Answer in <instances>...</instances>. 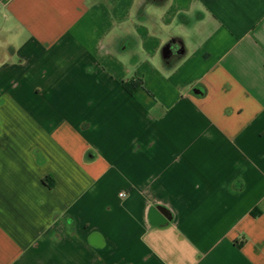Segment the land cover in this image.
I'll list each match as a JSON object with an SVG mask.
<instances>
[{
    "label": "crops",
    "instance_id": "1",
    "mask_svg": "<svg viewBox=\"0 0 264 264\" xmlns=\"http://www.w3.org/2000/svg\"><path fill=\"white\" fill-rule=\"evenodd\" d=\"M0 264H264V0H0Z\"/></svg>",
    "mask_w": 264,
    "mask_h": 264
},
{
    "label": "water",
    "instance_id": "2",
    "mask_svg": "<svg viewBox=\"0 0 264 264\" xmlns=\"http://www.w3.org/2000/svg\"><path fill=\"white\" fill-rule=\"evenodd\" d=\"M173 51L170 45L163 50L164 59L168 60L171 58ZM148 219L153 227L167 226L174 221V216L171 214L169 209L161 205H152L149 209Z\"/></svg>",
    "mask_w": 264,
    "mask_h": 264
},
{
    "label": "trees",
    "instance_id": "3",
    "mask_svg": "<svg viewBox=\"0 0 264 264\" xmlns=\"http://www.w3.org/2000/svg\"><path fill=\"white\" fill-rule=\"evenodd\" d=\"M123 87L125 88V90L131 94V95H134L135 92L142 88L143 87V84L140 83L139 81H136L134 79H131V80H128V81H125L122 83ZM47 179H50V178H47ZM52 185V184H51Z\"/></svg>",
    "mask_w": 264,
    "mask_h": 264
},
{
    "label": "built area",
    "instance_id": "4",
    "mask_svg": "<svg viewBox=\"0 0 264 264\" xmlns=\"http://www.w3.org/2000/svg\"><path fill=\"white\" fill-rule=\"evenodd\" d=\"M5 1L10 2V1H12V0H5ZM120 196H121V197H125V194L123 193V194H121Z\"/></svg>",
    "mask_w": 264,
    "mask_h": 264
}]
</instances>
